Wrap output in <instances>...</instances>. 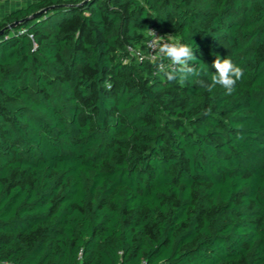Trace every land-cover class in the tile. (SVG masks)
Masks as SVG:
<instances>
[{"label": "trees", "instance_id": "obj_1", "mask_svg": "<svg viewBox=\"0 0 264 264\" xmlns=\"http://www.w3.org/2000/svg\"><path fill=\"white\" fill-rule=\"evenodd\" d=\"M151 29L190 44L199 75L168 82ZM216 55L244 69L231 95L201 84ZM0 262L264 264V0L4 14Z\"/></svg>", "mask_w": 264, "mask_h": 264}, {"label": "clouds", "instance_id": "obj_2", "mask_svg": "<svg viewBox=\"0 0 264 264\" xmlns=\"http://www.w3.org/2000/svg\"><path fill=\"white\" fill-rule=\"evenodd\" d=\"M155 35V33L153 32ZM161 38V37H159ZM157 51L161 57L171 61L172 68L170 71H165V77L168 82L178 81L183 85L188 81L189 77L199 75L195 62L197 57L194 48L182 42L180 39H172L162 41L158 44ZM212 68L215 69L210 77V83L201 82L202 86L207 91L212 92L218 85L225 90V94L231 95L235 89V85L244 76V69L235 63L230 58H221L216 55L212 63ZM163 70V65H161ZM242 126H238L240 128ZM237 139H242V134L238 132Z\"/></svg>", "mask_w": 264, "mask_h": 264}, {"label": "built area", "instance_id": "obj_3", "mask_svg": "<svg viewBox=\"0 0 264 264\" xmlns=\"http://www.w3.org/2000/svg\"><path fill=\"white\" fill-rule=\"evenodd\" d=\"M155 33V35L153 34ZM149 39H147L144 42V56L148 57L149 59H152L154 57H161L160 54L157 51L158 44L162 41L169 40V37L171 35L162 36L158 34L157 30H149L148 31ZM161 37V38H159ZM172 39H175L173 36H171ZM129 52L136 53L135 49L132 47H128ZM2 264H8L6 262H1Z\"/></svg>", "mask_w": 264, "mask_h": 264}, {"label": "rangeland", "instance_id": "obj_4", "mask_svg": "<svg viewBox=\"0 0 264 264\" xmlns=\"http://www.w3.org/2000/svg\"><path fill=\"white\" fill-rule=\"evenodd\" d=\"M28 0H16V1H9V0H3L0 2V16L5 13L6 10H12L14 8H17L19 6H24L26 5Z\"/></svg>", "mask_w": 264, "mask_h": 264}, {"label": "water", "instance_id": "obj_5", "mask_svg": "<svg viewBox=\"0 0 264 264\" xmlns=\"http://www.w3.org/2000/svg\"><path fill=\"white\" fill-rule=\"evenodd\" d=\"M43 11H44V10H40V11H38V12L32 14V15L29 16V17H35V16H37L38 14L42 13ZM13 25H15V23L11 24L10 26H13Z\"/></svg>", "mask_w": 264, "mask_h": 264}, {"label": "crops", "instance_id": "obj_6", "mask_svg": "<svg viewBox=\"0 0 264 264\" xmlns=\"http://www.w3.org/2000/svg\"><path fill=\"white\" fill-rule=\"evenodd\" d=\"M9 1H11V0H9ZM12 1H16V0H12ZM0 2H2V1H0ZM0 8H2V7H0ZM7 12H8V10H6L5 13H3V14L0 16V18H1L4 14H6ZM0 264H2V263L0 262Z\"/></svg>", "mask_w": 264, "mask_h": 264}]
</instances>
